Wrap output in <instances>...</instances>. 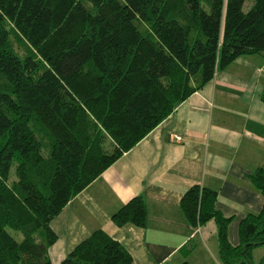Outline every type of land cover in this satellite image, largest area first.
Instances as JSON below:
<instances>
[{
  "label": "trees",
  "instance_id": "obj_1",
  "mask_svg": "<svg viewBox=\"0 0 264 264\" xmlns=\"http://www.w3.org/2000/svg\"><path fill=\"white\" fill-rule=\"evenodd\" d=\"M263 53L264 0H0V264H51L50 222L71 199L216 72ZM249 178L264 197V167ZM216 200L193 185L179 207L193 228L215 223L221 264H253L264 205L233 246ZM111 220L145 227L143 199ZM131 262L99 230L61 264Z\"/></svg>",
  "mask_w": 264,
  "mask_h": 264
},
{
  "label": "crops",
  "instance_id": "obj_2",
  "mask_svg": "<svg viewBox=\"0 0 264 264\" xmlns=\"http://www.w3.org/2000/svg\"><path fill=\"white\" fill-rule=\"evenodd\" d=\"M263 65L264 53L239 57L216 72L71 199L50 222L56 236L50 263L61 264L100 230L124 247L131 264H221L215 223L191 227L179 202L193 185L215 191L216 208L231 218L227 235L233 246L241 220L262 210L264 197L249 176L264 167V76L255 74ZM135 197L145 203V227H117L111 216Z\"/></svg>",
  "mask_w": 264,
  "mask_h": 264
},
{
  "label": "rangeland",
  "instance_id": "obj_3",
  "mask_svg": "<svg viewBox=\"0 0 264 264\" xmlns=\"http://www.w3.org/2000/svg\"><path fill=\"white\" fill-rule=\"evenodd\" d=\"M252 261L253 264H264V246L254 249L252 253Z\"/></svg>",
  "mask_w": 264,
  "mask_h": 264
},
{
  "label": "built area",
  "instance_id": "obj_4",
  "mask_svg": "<svg viewBox=\"0 0 264 264\" xmlns=\"http://www.w3.org/2000/svg\"><path fill=\"white\" fill-rule=\"evenodd\" d=\"M255 74H256L257 76H264V66L261 67V68H257V69L255 70ZM174 142H175L176 144H180V143L182 142V138H181L180 136H176V137L174 138Z\"/></svg>",
  "mask_w": 264,
  "mask_h": 264
}]
</instances>
